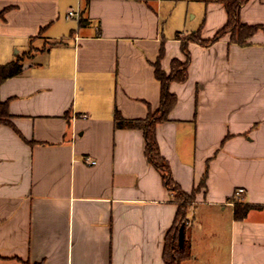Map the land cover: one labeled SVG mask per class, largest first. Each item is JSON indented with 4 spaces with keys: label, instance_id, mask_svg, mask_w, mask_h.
<instances>
[{
    "label": "crops",
    "instance_id": "obj_1",
    "mask_svg": "<svg viewBox=\"0 0 264 264\" xmlns=\"http://www.w3.org/2000/svg\"><path fill=\"white\" fill-rule=\"evenodd\" d=\"M77 6L82 21L68 17ZM0 11V65L23 64L0 87L10 114L0 123V264H165L178 198L148 161L144 131L116 128L114 113H156L162 46L168 74L186 60L187 35L208 40L225 26L224 5L0 0ZM241 21L264 25V0L244 5ZM189 52L188 80L170 85L177 104L156 126L176 185L194 195L184 264H264V30L245 46L227 35Z\"/></svg>",
    "mask_w": 264,
    "mask_h": 264
},
{
    "label": "trees",
    "instance_id": "obj_2",
    "mask_svg": "<svg viewBox=\"0 0 264 264\" xmlns=\"http://www.w3.org/2000/svg\"><path fill=\"white\" fill-rule=\"evenodd\" d=\"M250 0H220L224 5L228 20L213 38L205 40L202 38L201 30L191 33L185 37L182 43V51L186 60L174 59L171 63L170 73H166L161 67V60L165 54L164 45L161 48L159 58L154 64L155 76L161 83V106L156 113H150L146 119L128 120L116 109L114 113V123L116 128L121 129H141L144 131L146 139V157L148 161L161 173L165 187L176 193L179 202V209L175 222L169 230L164 247L163 259L165 264H184L192 258L191 248L185 240L183 248L179 247V230L182 225L186 228V218L189 204L194 200V195L188 196L176 185L169 163L161 156L156 138L157 124L167 121L170 112L177 104V96L170 92V85L173 82L185 83L188 80V68L191 55L189 43H197L204 47H209L219 42L222 38L230 35L232 43L240 46L248 44L249 40L259 31L264 30V25H248L241 21V10ZM4 11H0V19H3ZM180 39V34L177 35ZM23 71L22 59H17L6 65H0V87L10 78L18 76ZM10 117L8 103L0 101V123H8ZM206 176L201 182V187H205ZM250 207H237L235 217L242 220L246 217Z\"/></svg>",
    "mask_w": 264,
    "mask_h": 264
},
{
    "label": "built area",
    "instance_id": "obj_3",
    "mask_svg": "<svg viewBox=\"0 0 264 264\" xmlns=\"http://www.w3.org/2000/svg\"><path fill=\"white\" fill-rule=\"evenodd\" d=\"M83 16V11L81 9L80 6H77L75 8H71V10L68 13V17L71 19H75L77 21H82V17ZM85 163L88 165H96L97 161L90 159L89 157L85 158ZM246 190L244 188H239L237 189V191L235 192L236 196H242L243 194H245Z\"/></svg>",
    "mask_w": 264,
    "mask_h": 264
},
{
    "label": "water",
    "instance_id": "obj_4",
    "mask_svg": "<svg viewBox=\"0 0 264 264\" xmlns=\"http://www.w3.org/2000/svg\"><path fill=\"white\" fill-rule=\"evenodd\" d=\"M179 247L183 248L184 243H185V225H182L179 230Z\"/></svg>",
    "mask_w": 264,
    "mask_h": 264
},
{
    "label": "rangeland",
    "instance_id": "obj_5",
    "mask_svg": "<svg viewBox=\"0 0 264 264\" xmlns=\"http://www.w3.org/2000/svg\"><path fill=\"white\" fill-rule=\"evenodd\" d=\"M185 240H186V237H185ZM187 241V240H186ZM188 242V241H187ZM188 244H189V242H188ZM189 246H190V244H189ZM210 247V250H212L213 249V245H212V243H210V245H209ZM192 252V251H191Z\"/></svg>",
    "mask_w": 264,
    "mask_h": 264
}]
</instances>
